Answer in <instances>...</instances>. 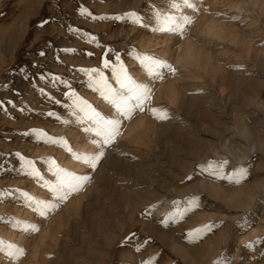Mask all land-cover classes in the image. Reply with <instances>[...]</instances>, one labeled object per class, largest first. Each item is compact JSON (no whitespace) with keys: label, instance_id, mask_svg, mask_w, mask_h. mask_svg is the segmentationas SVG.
I'll list each match as a JSON object with an SVG mask.
<instances>
[{"label":"rangeland","instance_id":"obj_1","mask_svg":"<svg viewBox=\"0 0 264 264\" xmlns=\"http://www.w3.org/2000/svg\"><path fill=\"white\" fill-rule=\"evenodd\" d=\"M215 1L195 0L196 12L181 7L192 23L180 36L113 18L135 11L149 22L154 10L174 12L172 0H0V240L24 249L16 259L0 250V264H214L220 258L264 264V0ZM206 19L222 24L223 38H197ZM191 38L199 39L205 62L183 68L177 57ZM113 52L151 87V99L145 111L122 121L92 169L73 153L95 154L97 138L84 130L87 121L77 119L69 107L75 98L65 93L110 117L112 105L80 69L101 67ZM137 53L166 61L175 72L151 77ZM104 74L115 87L111 71ZM151 108L166 110L168 118L158 119ZM16 153L32 160L43 179L22 171ZM53 160L89 180L41 217L20 192L51 200L44 181H55L48 171ZM208 161H228L226 172L243 166L246 178L216 179ZM191 196L199 207L162 222ZM207 223L216 226L189 238ZM28 224L38 231H24Z\"/></svg>","mask_w":264,"mask_h":264},{"label":"snow or ice","instance_id":"obj_2","mask_svg":"<svg viewBox=\"0 0 264 264\" xmlns=\"http://www.w3.org/2000/svg\"><path fill=\"white\" fill-rule=\"evenodd\" d=\"M171 7L175 9L174 12L154 10L153 20L149 22H145L144 18L135 11L126 12L123 16L116 15L113 18L116 20L128 18L131 22L142 27L151 26L153 31L168 32L183 36L186 31V26L192 23V17L182 14L180 8L184 7L196 12L199 10V6L195 0H172ZM80 11L84 14L87 12V9L81 8ZM92 39L95 40V37H92ZM65 51L71 50L66 49ZM129 54L131 55V53ZM89 55H91V53H89ZM113 56L114 60L108 58L102 59L101 67L80 69V71L85 73L89 78L88 86L99 91L103 98L112 105L114 112L110 117L101 115V113L93 109L91 105H88L86 101L76 97L75 92L70 90V92L65 93V95H69L70 98H75L73 104L69 105V107L73 109V113L76 115L77 119L81 123L87 121L88 127L84 130L93 132L97 138L93 140V143L97 145L95 154L80 155L73 153L76 159L82 160L84 164L92 169L96 168L101 157L105 155V149L112 146L120 135L122 121L131 118L133 113L137 110L141 112L145 111L144 105L151 99V87L147 83L137 81L129 74L121 60L119 52H113ZM135 59L139 61L151 77L162 78L165 70L173 73L175 72V69L166 61L147 54L137 53ZM105 69L111 71V77L115 82V87L109 83V78L105 76ZM55 79H59V77ZM62 82L67 85V81ZM41 92H43L42 89ZM57 103H59V101H57ZM77 109L78 111H76ZM149 111H151L153 115L159 112L160 114L157 116L158 119L168 118L166 110L151 108ZM49 115L53 114L49 113ZM30 131L40 137H47V134L43 133L41 130L32 129ZM24 134L28 135L29 133ZM47 141L56 143L59 142V138L47 137ZM68 150L71 151L70 148ZM16 156L19 158L22 171H26L28 175L43 179L40 171L35 167L32 160L27 159L20 153H16ZM227 164L228 161H208L206 163V169L211 176L216 179L227 180L230 184H239L246 178L247 170L245 167L238 166L232 171L226 172L225 167ZM48 171L52 172L55 176L54 182L44 181V187H46L52 195L51 200L36 199L27 192H20V195L30 202V206L34 205V211L39 213L41 217H47L50 212L55 211L61 203L66 201L72 193L79 191L84 183L89 180V176L87 175H77L67 172L60 168L54 160L49 162ZM7 194L11 195V193ZM2 195H5V193H0V196ZM197 207H199V198L197 196H191L186 200V207L168 214L162 222L166 224L169 219H182L189 211ZM215 226L214 223L204 224L191 230L188 236L190 239H198L203 233L211 231ZM24 231H38V227L35 224H28ZM245 246L249 247L251 245L246 244ZM5 249L7 250V256L12 259H16L24 254L23 248L17 247L12 243L5 244L3 240H0V250ZM137 251H139V249H137ZM142 264H152V261H143ZM214 264H230V262L225 258H220L214 261Z\"/></svg>","mask_w":264,"mask_h":264},{"label":"bare ground","instance_id":"obj_3","mask_svg":"<svg viewBox=\"0 0 264 264\" xmlns=\"http://www.w3.org/2000/svg\"><path fill=\"white\" fill-rule=\"evenodd\" d=\"M252 1L255 4H258V2H259V0H252ZM196 35H197V38H199V39L200 38H207V37L221 39L225 35V29L222 26V24H220L215 19H208V20L206 19L203 22V25L201 27V30ZM199 39H196V40H199ZM196 40H195V38L194 39H192V38L191 39H188L185 42L184 46L182 45L184 49H183L182 52L179 51V52H181V54L177 57V64L180 67L190 68V66H193V65H197L198 66V65L202 64V62H205L204 59L206 57L203 56V53L201 51L202 49L199 48L198 44L196 43ZM203 68H205V66H203ZM211 70H213V68H211ZM175 90H173L171 87L169 89L170 93H172V94L175 92ZM169 91H168V93H169ZM172 94H170V96L169 95L168 96L171 97ZM173 95H175V93ZM173 95H172L171 98H174Z\"/></svg>","mask_w":264,"mask_h":264}]
</instances>
